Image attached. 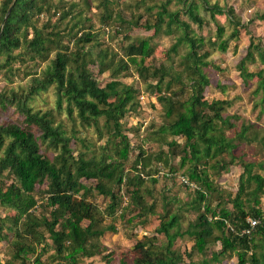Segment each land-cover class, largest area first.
Listing matches in <instances>:
<instances>
[{
    "label": "trees",
    "instance_id": "1",
    "mask_svg": "<svg viewBox=\"0 0 264 264\" xmlns=\"http://www.w3.org/2000/svg\"><path fill=\"white\" fill-rule=\"evenodd\" d=\"M59 1L3 0L1 3L0 68L13 60H19L24 54L32 60H47V63L39 74L27 73L30 77L23 91L11 90L10 95L1 94L2 106L6 108L7 104L14 105L23 116L24 125L15 122L0 124V206L14 211L13 216H0V238L6 236L4 230H12L14 237L8 248L10 258L0 264H13L16 260L19 264H33L27 261L31 256L35 264H43L40 257L50 244L47 239L51 241L55 254L70 262H76L81 256L96 255L101 251L99 239L105 232L115 231L112 220L117 211L122 215L129 207L137 210L134 215L138 219L136 223L143 225L149 215H156L158 219L153 234H145L135 240L131 249L134 253L132 264H179L183 254L175 248V243L177 238L185 235L193 240L190 250L184 251L189 258L188 264H210V261L218 262L222 256L232 253L236 255L237 264H264V211L260 207L264 176L254 171L256 164L242 161L236 192L227 199H218L217 209L211 206L210 194L217 188L207 169L214 173L226 171L230 162L241 159L235 151L239 144L255 138L248 136L251 126L245 123L235 137H228L225 127H233L234 123L230 119L236 116H223L222 113L230 101H208L203 96L204 88L209 84L203 68L211 64L207 60L208 51L202 48L204 38H195L190 32L189 22L180 18L179 11L168 9L170 0L158 6L153 22L145 20L141 24L139 17L125 19L118 16L119 24L115 33H124L138 26L147 30L153 28L154 34L163 32L170 35L179 31L163 55L169 58L171 53L178 51L180 45H186L181 60L182 71L173 73L171 67L163 63L159 66L146 65L147 57L153 53V46L149 39L140 38L135 39L138 42L136 45L128 46L126 59L107 60L106 51L97 54L98 71L102 73L106 69L110 70L109 80L100 85L88 68L89 63L96 61L88 47L85 49L86 45L96 41L97 33L89 29L78 35V31L82 30V18L81 10L77 15L73 14L76 3H70L57 17L58 20L65 17L75 19L64 34L59 29L47 31L44 28L49 24L37 26L32 19L35 15L54 13ZM177 1L182 4L181 8L189 20L198 27L204 24L203 17L197 12L198 6L209 12L211 18L216 14H224L218 4H211L209 0ZM109 2L101 1L104 9L101 22L106 24L112 22ZM83 3L89 5L87 0H83ZM256 17L264 21V10L257 13ZM229 19L233 24L229 38H237L239 21ZM217 30L216 39L220 38L223 29L218 26ZM64 37L73 39L74 50L63 41ZM252 39L244 58L236 67L244 83L252 76H258L256 90L264 91L263 70L252 72L245 64L247 60H254V52L264 62V49ZM208 42L222 51L228 46L226 38L220 39L218 43L210 38ZM19 49L22 51L14 53ZM130 64L143 81L149 78L153 80L147 82L148 91L156 93L157 101L165 108L166 115L171 117L175 112L173 118L159 126L158 139L163 141L167 136L172 137L166 141L167 147L172 154L179 156L181 165L189 162L187 181L198 184L195 198L184 203L189 207L197 204L198 207L196 218L185 229L181 228L180 216L174 204V201H179L168 199L170 197L163 192L157 197L146 181H157L149 168L151 155L140 147L131 164L132 173L125 170V160L133 146L123 130L121 120L130 110L136 111L138 104L133 100L136 89L131 84L121 82L119 76L126 75ZM182 76L191 82L192 93L187 99L173 100L169 92L170 85L179 82L180 88H183ZM49 86L55 89L58 109L62 108L64 101L68 114L76 110L82 123L97 126L98 120L104 118L106 140L99 154L88 156L79 151L74 156L70 146L72 136L66 135L60 126L54 124L52 110H33L28 105L33 95ZM33 126L39 134L32 131ZM97 130L99 136L103 137L98 126ZM174 137L184 139L179 152V144ZM235 139L239 142L235 143ZM41 145L45 150H54L52 159L43 154ZM224 154L229 156L228 162L224 160ZM154 159L168 164V157L163 152ZM7 175L11 181L6 184L3 177ZM81 179L93 182L86 184ZM41 185H46V188H42V195L37 196L36 189ZM94 192L108 199L103 207L92 200ZM123 197L125 204H122ZM159 201L160 211L156 207ZM227 202L231 203V209L227 208ZM108 217L112 220L105 224ZM134 217L128 220L132 221ZM248 217L258 218L259 222L249 233H244L241 229L248 225ZM6 221L11 222L12 226H7ZM227 223L232 226V230ZM161 236L163 240H160ZM216 242L220 244V249L213 252L210 259L191 258L192 252L203 253L209 244ZM119 264L127 262L121 257Z\"/></svg>",
    "mask_w": 264,
    "mask_h": 264
},
{
    "label": "rangeland",
    "instance_id": "2",
    "mask_svg": "<svg viewBox=\"0 0 264 264\" xmlns=\"http://www.w3.org/2000/svg\"><path fill=\"white\" fill-rule=\"evenodd\" d=\"M3 0H0V8ZM59 1V0H58ZM89 5L83 3V0H60L59 6H56L54 13L49 15L41 14L32 17L37 26H44L49 24L44 29L50 31L52 29H59L62 34L68 31L75 19L72 17H65L58 20L57 17L60 11L67 8L70 3H76L73 8V14L77 15V12L81 10L82 23L81 29L78 31V35L83 31L97 33L96 41H92L85 46L92 53V58L96 61L97 54L106 51L107 60L113 59L117 61L119 58L126 59L128 55V46L130 44L136 45L138 42L135 39H149L150 44L153 46V53L150 54L146 61V65L159 66L163 63L171 67V71L181 72L182 65L181 60L183 54L187 48L185 45H180L176 53H171L169 58L164 57L163 51L168 48L179 31L173 34L166 35L163 32L158 34L153 33V28L150 30L145 29L142 26L132 27L125 30L124 33H115V29L119 24L117 17L120 16L125 19H136L139 17V22L143 24L145 20L154 21L155 12L159 9L161 3L166 0H109V11L111 12L112 22L109 24L101 22V16L103 14L102 0H87ZM211 4H218L223 10L224 14H216L214 18H211L209 12L205 11L202 7L198 6L197 12L203 17L204 24L198 27L192 23L187 15L183 12L182 4L177 0H170L168 4L169 10H178L179 16L182 20L189 22L191 26V34L195 38H204V50L208 51L207 60L211 62L208 66L203 68L206 73L209 84L205 86L203 96L208 100L212 99H227L230 104L226 106V109L222 113L223 116L231 115L236 118H231V122L234 126L231 128L225 127V132L228 137H235L236 132L240 131L242 124H248L251 126L248 136L254 137L250 141H242L237 150L241 159L236 158L234 162H230L228 169L225 171L219 170V173H214L211 169H207L210 178L213 181L216 191L210 194L211 206L216 208V202L218 199H227L229 195H233L237 190L238 175L242 171V161H252L256 164L254 171L259 172L264 176V91L256 90V80L258 76H252L247 83H244L239 75V71L236 67L237 63L244 58L251 37L254 43H258L264 49V21L256 17L257 13H261L264 10V0H209ZM55 3V1H54ZM200 5V4H199ZM1 12V10H0ZM53 12V11H51ZM230 18H234L239 21V32L237 38H229V34L232 31L233 24L230 22ZM85 18V19H84ZM222 27V33L220 38L217 37V28ZM76 30V29H75ZM74 30V32H75ZM30 36V35H29ZM64 37L63 41L67 43L70 49L74 50L75 45L73 39H67ZM219 42L220 39H228V46L226 50H220L216 45L210 46L208 39ZM21 52L22 49L15 50L14 53ZM53 53L50 54L52 56ZM254 60L245 61L246 67L249 71L263 70L264 76V62H261L258 55L254 52ZM49 56V57H50ZM139 58V55H137ZM47 60L42 59H30L28 55L24 54L19 60H13L5 67L0 68V124L8 122H15L23 124V116L16 110L14 105L7 104L4 108L1 104V94L10 95V91L14 90L21 92L25 89L30 73H38L45 67ZM218 68H215V67ZM88 68L93 73V76L97 79L100 85H103L109 80V71L105 70L100 73L97 61L95 63H89ZM126 72V71H125ZM119 79L124 84H131L136 89V94L133 97L134 102H137L138 106L135 110H130L121 120L123 130L129 137L130 144L133 146L128 153V158L125 160V170L132 173V161L135 155L138 153L141 147L146 154L151 155L152 163L149 166L152 170V177L156 178V183H147L152 187L155 195L158 197L160 192H163L166 196L170 197V200H178L179 203L174 201L177 207V213L180 216L181 228L185 229L188 223L196 218L198 213L197 204L195 207H189L184 203L190 202L195 198V189L198 184L187 185L181 178L188 179L187 170L190 166L187 161L183 165L180 163L178 155L171 153L170 148L167 147L166 141L171 140L172 137L167 136L163 141L159 140V126L169 121V119L175 116V112L171 117L166 115V110L157 101L156 93H149L147 82L153 80L149 78L147 81H143L141 77L135 71L133 65H129V70L126 75L121 74ZM183 88H180L179 82H173L170 85L169 92L173 96V100L187 99L191 93L190 81L182 76ZM182 89V90H181ZM28 105L33 110H52L53 117L55 119L54 124L58 125L65 131V134L72 136L70 140V146L73 150V155L77 156L79 151L85 152V154L93 155L101 152V146L104 145L106 140L104 118L101 117L98 120V128L102 132L103 137L99 136L97 126L94 124L86 125L80 121L76 115V110L71 115L68 114L65 109L66 103L63 101L62 108L58 109L56 105V94L53 86H49L46 90L40 91L38 94L28 101ZM206 111V110H205ZM24 125V124H23ZM35 134H39L36 127L31 128ZM252 133V135H250ZM74 134V135H73ZM145 137L148 139L146 140ZM179 147L177 152L181 150L184 139L182 137H174ZM235 143L239 140L235 139ZM41 151L43 154L52 159L54 150H45L41 145ZM160 152L166 154L168 157V164L164 165L161 161H156L154 158ZM243 154V155H242ZM225 161H229V156L223 155ZM261 164V165H260ZM4 182L7 184L11 181V177H3ZM84 183H90L93 181H87L81 179ZM194 186V187H193ZM42 188H46V185H41L36 189V195H42ZM123 192V189H121ZM124 193V192H123ZM92 200L98 205L103 207L108 201L107 198L96 194L92 196ZM125 198L123 197L122 204H125ZM227 208L231 209V203H226ZM157 210L160 211V201L156 205ZM175 207V206H174ZM173 207V210H176ZM260 207L264 211V194L260 197ZM39 211V207L36 208ZM136 209L129 207L124 214H119L117 211L115 219L112 220L109 217L106 218L105 224L111 222L115 226V231H107L99 239L100 253L93 256H81L77 258L76 262H70L65 259H61L60 256L55 254L54 248L51 245V241L47 246L46 251L41 255L43 264H119V259L123 257L127 264H132V258L134 253L131 251L132 246L137 238L148 234L154 233V228L158 222L156 215H149L146 222L142 225L136 223L138 220L134 217ZM37 212V211H36ZM13 216L14 211L10 208H4L0 206V216ZM134 217L132 221L128 218ZM11 222L6 221V225H11ZM12 226V225H11ZM5 237L0 238V262L8 260L9 256V243L13 237L12 230H4ZM163 240V236L159 237ZM193 243L187 235L182 238H177L175 248L183 254V260L179 264H188L189 258L185 256L184 251H189ZM220 249V244H209L203 253L192 252L191 258L194 260H201L202 258L210 259L213 252ZM8 251V252H7ZM109 253V254H108ZM106 254H108L106 256ZM107 259L109 262L107 263ZM13 261V260H12ZM28 262H33V257L27 259ZM13 264H19V261H13ZM210 264H237V258L234 253L231 255L226 254L221 257L218 262H211Z\"/></svg>",
    "mask_w": 264,
    "mask_h": 264
},
{
    "label": "built area",
    "instance_id": "3",
    "mask_svg": "<svg viewBox=\"0 0 264 264\" xmlns=\"http://www.w3.org/2000/svg\"><path fill=\"white\" fill-rule=\"evenodd\" d=\"M181 181H184V183H186L187 185H193L191 182H188L186 178H181ZM264 218V215L262 216ZM259 222V219L258 218H251V217H248L247 218V226L242 228L241 231L244 232V233H249L255 226L256 224H258ZM228 226L230 227V229L232 230V226L227 223Z\"/></svg>",
    "mask_w": 264,
    "mask_h": 264
}]
</instances>
